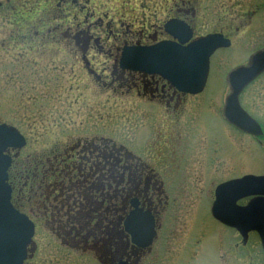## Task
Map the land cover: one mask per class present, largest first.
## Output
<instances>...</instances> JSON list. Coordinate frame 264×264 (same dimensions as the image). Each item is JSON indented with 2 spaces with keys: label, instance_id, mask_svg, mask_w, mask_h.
<instances>
[{
  "label": "rangeland",
  "instance_id": "374dc122",
  "mask_svg": "<svg viewBox=\"0 0 264 264\" xmlns=\"http://www.w3.org/2000/svg\"><path fill=\"white\" fill-rule=\"evenodd\" d=\"M232 1H194L200 3L195 37L221 32L230 38L232 45L212 57L206 88L200 95L187 97L186 114L178 126L172 128L162 122L163 126L168 125L167 129L182 133L183 138L190 136L189 146L195 143L187 153L194 155L198 165L195 172L200 170L201 179L182 193L194 197V201L198 196L212 195L216 182L222 178L264 175V138L238 133L221 117L229 94L228 73L246 64L256 50L264 48V0H243L244 9ZM89 2L0 0V123L17 128L27 139V146L17 155L20 162L52 150L60 141L85 137L88 141L105 137L116 144L125 142L134 153H140V147L149 149L159 145L158 129L151 135L149 132L155 121L153 115L158 113L155 106L147 100H138L134 92L126 93L117 85L112 89L110 76L112 67L118 65L116 55L129 39L124 34L128 30L133 33L143 30L146 22V33L153 32L152 27L173 15V6L179 5L180 0ZM84 9L89 14L94 10L93 21H86ZM105 17L115 22L111 29L108 28L111 20ZM99 19L103 25L95 26ZM91 24V34L100 42L92 43L87 50L85 42L76 45L71 36ZM108 32H112L110 37ZM242 102L264 126V75L248 87ZM179 152L180 149L172 153L171 161H178ZM176 176L175 182L168 181V190L174 195L181 191L184 174L179 171ZM194 201L191 203L194 206L185 208L195 210L194 219H179L178 227L188 231L194 222L193 231H202L205 237L198 251L193 253L189 248L175 264H229V251L223 254L221 263L218 260L216 234L227 244L237 243L236 264H264L258 235L250 234L243 245L240 235L212 219L205 198L198 209ZM49 235L52 237L51 231L37 228L34 242L42 248L39 246L31 264H90L85 257L78 259V255H68V251L58 261L55 242L52 240L48 245L42 239L45 236L50 241Z\"/></svg>",
  "mask_w": 264,
  "mask_h": 264
},
{
  "label": "flooded vegetation",
  "instance_id": "af4514ba",
  "mask_svg": "<svg viewBox=\"0 0 264 264\" xmlns=\"http://www.w3.org/2000/svg\"><path fill=\"white\" fill-rule=\"evenodd\" d=\"M194 1L180 0L179 5L175 4L173 6L175 8V10L172 9L173 15H170L162 24L152 27L151 31L153 32L146 33L147 22L143 26V30L140 29L134 33L128 30L124 37L131 38L135 42L126 39L122 46L148 45L163 40H174L164 30V24L173 19L189 25L193 29V39L197 38L195 37V27L198 21L197 8L200 3ZM232 2L235 3V6L238 4L244 9L243 0H233ZM105 18L111 20L109 17ZM114 23L113 20L109 21L108 28L111 29ZM77 25V28L81 26ZM101 25H103V21L99 19L95 26ZM91 29L92 24L88 25V28L84 31L79 30L78 32L76 30V33L71 36L74 38L75 44L78 45L81 41L85 42L87 50L90 49L92 43L98 44L100 39L91 34ZM110 33L112 32H108L109 37ZM119 56L120 52L116 55L117 59H119ZM122 72L129 75L134 73ZM135 75V80H137L136 89L134 90L136 97L141 101L147 100L150 105L155 106L158 112L153 115L155 121L151 123V130L149 131L151 135L158 129L156 139L158 146L149 149H146L145 146L140 147V153H134L125 145V142H122L118 144L120 151L118 165L114 166L103 162L109 150V147L105 144L107 139L105 137H96L93 141H88L87 137L69 142L60 141L59 146L61 149L64 150L67 146V149L73 152L70 156V160L73 159V161L70 163L59 162L55 165L48 163V168H46L47 165L42 167L43 173L53 171L57 178L61 179L63 177L73 184L70 190L74 194L72 193L71 196L68 195L67 188L58 184L55 190L56 194L52 199L54 203L50 204L49 211L45 208L40 214L41 221L36 222L26 213L35 223L36 230L42 227L44 230L52 232V237L48 236L50 241L44 239L45 236L42 239L48 245L52 240L55 242L57 260L59 257L62 259L61 254L64 251H68V255L76 254L78 259L82 260L81 257H85V260L90 264H120L122 262L128 264H157L156 262L175 264L189 248H192V252L195 253L203 243L205 233L202 231L194 232V222H192V228L188 231L178 227L179 219H194L195 210L185 209L188 206H194L191 205L194 197L182 193L184 188L196 185L199 178L201 179L198 174L200 170L195 172L198 165L194 162V155L187 153L195 143L193 142V146H189L190 139L188 138L190 136L183 138L182 133L167 129L168 125L163 126L162 124L165 121L172 128L177 127L178 122L185 117L187 97L191 95L177 91L160 76L143 73H135ZM247 89L241 93V104L258 121L264 133V126L247 110L242 102ZM226 125L236 132H240L230 124L227 123ZM246 136L252 138L249 135ZM261 138H264V134ZM179 149L178 161H171L172 153H178ZM180 155H183V158L180 159ZM67 157L69 159V156ZM87 157L91 159L94 157L96 162H90ZM76 159L79 162L75 161ZM83 161L87 162L83 163ZM180 165H183L182 168ZM179 171L184 174L183 182L179 194L174 195L168 190V181L170 183L175 182L176 174ZM237 178L218 180L212 195L210 194L208 198L198 196L199 199L194 201L197 203L195 206L198 209L200 202L205 198L208 213L212 219L228 231L235 232L236 236L239 233L235 229L222 224L213 217L212 208L216 201V188ZM201 185H203V182ZM49 198L47 197L45 202H50ZM191 198L193 200H190ZM252 199L253 197L243 199L238 202V205L246 206ZM132 202L136 203V208L140 209L142 213L148 212L154 219L155 236L148 247L143 248L134 244L132 236L127 232L125 223L135 208ZM79 207L81 210H78ZM215 240L219 244L217 247L219 262L221 263L223 254H227V251H229L228 263L236 264L238 259L237 243L230 242L227 244V241L223 242L218 234H216ZM40 245L33 243L28 248L25 264L32 263ZM70 257L72 258L71 255Z\"/></svg>",
  "mask_w": 264,
  "mask_h": 264
},
{
  "label": "water",
  "instance_id": "95a60500",
  "mask_svg": "<svg viewBox=\"0 0 264 264\" xmlns=\"http://www.w3.org/2000/svg\"><path fill=\"white\" fill-rule=\"evenodd\" d=\"M164 30L174 40L149 46H125L119 68L160 76L184 94L202 93L208 81L211 57L219 49L229 48L231 41L222 34H209L192 40L191 28L176 19L168 21ZM263 73L264 49L254 53L247 65L229 73L230 93L223 109V115L230 124L255 137L263 135L262 129L242 108L239 97ZM25 146L26 139L20 132L0 124V264H24L35 235L34 223L13 206L12 188L8 183L12 158L7 152L21 150ZM247 197L254 198L246 206L237 205ZM132 205L135 210L126 220L127 232L134 244L148 247L155 236L153 217L148 212L142 213L135 202ZM212 214L218 221L235 228L244 243L250 232H257L264 252V176L248 175L218 186Z\"/></svg>",
  "mask_w": 264,
  "mask_h": 264
},
{
  "label": "trees",
  "instance_id": "16d2710c",
  "mask_svg": "<svg viewBox=\"0 0 264 264\" xmlns=\"http://www.w3.org/2000/svg\"><path fill=\"white\" fill-rule=\"evenodd\" d=\"M90 3L91 0L89 4ZM94 16V10H92V14H89L88 10H85V19L87 18L90 21ZM75 20H78V16H76ZM78 25H81V23L78 22ZM130 74L131 75L122 72L117 66L112 67V77L110 76V83H112L111 88L116 89L117 85L119 88L124 89L126 93L134 92L136 89L135 85H137V80H135L136 75L135 73ZM105 144L109 147V150L103 162L117 166L120 158L118 144L109 139L105 140ZM65 148L66 149L63 150L60 148L59 144H57L52 150L43 152L38 156L29 157L25 162H20L19 157H17L10 170L9 183L13 189V204L20 211L30 215L36 222L41 221L40 214L45 208L47 211L50 210L49 207L51 203H54L52 202V199L56 194L55 190L57 189L58 184L61 187L67 188L69 196L73 193L70 190V187L73 185L72 182L70 183V181L63 177L61 179L57 178L53 171H49V173L46 172L45 174L42 170V167L45 165H47L46 168H48V163L55 165L59 164V162L70 163L73 161V159L70 160V156L73 152L67 149V146ZM67 156H69V159ZM87 158H89L90 162H96L94 157L92 159L90 157ZM75 161L79 162L77 159ZM85 162L87 161H83V163ZM47 197H50V202H45ZM70 204L73 205L72 202H70ZM53 210L54 209L52 208V211ZM78 210H81V208L79 207Z\"/></svg>",
  "mask_w": 264,
  "mask_h": 264
}]
</instances>
